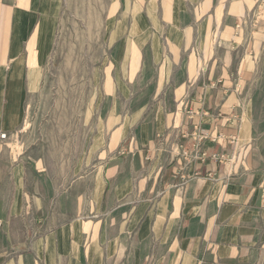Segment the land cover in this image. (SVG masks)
<instances>
[{"label": "crops", "instance_id": "obj_1", "mask_svg": "<svg viewBox=\"0 0 264 264\" xmlns=\"http://www.w3.org/2000/svg\"><path fill=\"white\" fill-rule=\"evenodd\" d=\"M62 4L0 0V264H264V0H109L69 167L11 142Z\"/></svg>", "mask_w": 264, "mask_h": 264}, {"label": "rangeland", "instance_id": "obj_2", "mask_svg": "<svg viewBox=\"0 0 264 264\" xmlns=\"http://www.w3.org/2000/svg\"><path fill=\"white\" fill-rule=\"evenodd\" d=\"M248 1L251 5L263 0ZM108 2L63 0L41 85L29 97L13 144L36 156L62 159L68 167L78 158L94 116L99 74L108 71ZM260 63L264 65V56ZM260 75L264 79V73Z\"/></svg>", "mask_w": 264, "mask_h": 264}, {"label": "built area", "instance_id": "obj_3", "mask_svg": "<svg viewBox=\"0 0 264 264\" xmlns=\"http://www.w3.org/2000/svg\"><path fill=\"white\" fill-rule=\"evenodd\" d=\"M5 135H6L5 133L2 134V136H5ZM202 137H203V136L198 137L199 142H200V140H202ZM199 142H198V143H199Z\"/></svg>", "mask_w": 264, "mask_h": 264}]
</instances>
